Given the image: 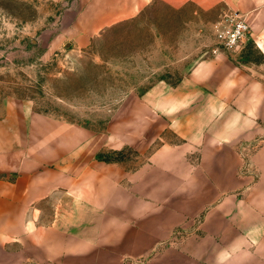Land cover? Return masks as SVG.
<instances>
[{
  "label": "crops",
  "instance_id": "0c3cea01",
  "mask_svg": "<svg viewBox=\"0 0 264 264\" xmlns=\"http://www.w3.org/2000/svg\"><path fill=\"white\" fill-rule=\"evenodd\" d=\"M152 1L71 0L58 43L83 47ZM161 1L179 7L202 0ZM217 1L245 18L247 37L264 52V0H205ZM202 73L192 68L166 89L200 90L190 115L178 112L189 109L193 95L181 106L144 104L159 111L178 140L157 145L134 166L99 158L103 140L60 122V131L29 154L0 148V264H264L259 99L249 103L247 80ZM252 142L250 165L240 171V149ZM59 195L55 207L63 208L64 196L70 209L40 221L39 204Z\"/></svg>",
  "mask_w": 264,
  "mask_h": 264
},
{
  "label": "rangeland",
  "instance_id": "374dc122",
  "mask_svg": "<svg viewBox=\"0 0 264 264\" xmlns=\"http://www.w3.org/2000/svg\"><path fill=\"white\" fill-rule=\"evenodd\" d=\"M70 2L0 0V148L6 153H31L52 130L60 131V122L103 140L104 158L134 166L157 145L178 140L159 111H146L144 104L181 106L193 95L178 116L193 113L200 90H166L192 68L247 80L249 103L259 99L264 115V52L247 35L235 49L218 46L214 23L220 12L233 10L223 2L172 7L153 0L136 16L99 30L83 47L58 43L72 17ZM202 86L208 97L209 80ZM246 145L240 171L250 165L246 152L254 142ZM55 198L39 204L40 221L70 209L64 196L63 208H56L60 195Z\"/></svg>",
  "mask_w": 264,
  "mask_h": 264
},
{
  "label": "built area",
  "instance_id": "2783aa9c",
  "mask_svg": "<svg viewBox=\"0 0 264 264\" xmlns=\"http://www.w3.org/2000/svg\"><path fill=\"white\" fill-rule=\"evenodd\" d=\"M248 29L247 22L236 10H224L214 23V36L221 49H235Z\"/></svg>",
  "mask_w": 264,
  "mask_h": 264
},
{
  "label": "trees",
  "instance_id": "16d2710c",
  "mask_svg": "<svg viewBox=\"0 0 264 264\" xmlns=\"http://www.w3.org/2000/svg\"><path fill=\"white\" fill-rule=\"evenodd\" d=\"M113 151H116V150H113ZM117 151H118V150H117ZM97 156H98L99 158L101 157V158H103V159H106V158L103 157L104 155L101 154V153H98Z\"/></svg>",
  "mask_w": 264,
  "mask_h": 264
}]
</instances>
